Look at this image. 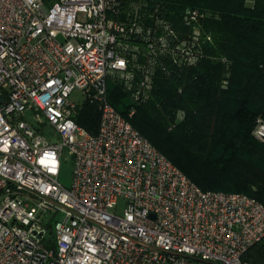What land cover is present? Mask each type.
<instances>
[{
  "label": "built area",
  "instance_id": "2783aa9c",
  "mask_svg": "<svg viewBox=\"0 0 264 264\" xmlns=\"http://www.w3.org/2000/svg\"><path fill=\"white\" fill-rule=\"evenodd\" d=\"M166 13L154 0H0V264H247L264 205L199 188L107 99L112 80L145 101L158 72L199 58L206 14L185 8L180 35ZM85 100L96 134L75 120ZM252 133L264 141V119Z\"/></svg>",
  "mask_w": 264,
  "mask_h": 264
},
{
  "label": "trees",
  "instance_id": "16d2710c",
  "mask_svg": "<svg viewBox=\"0 0 264 264\" xmlns=\"http://www.w3.org/2000/svg\"><path fill=\"white\" fill-rule=\"evenodd\" d=\"M154 1L180 35L191 31L185 8L209 11L196 22L209 39L192 65L158 72L147 100L135 104L121 84L108 82V101L125 116L135 108L130 124L202 190L242 192L264 205V141L252 133L264 119V0ZM75 120L96 134L97 104L83 101ZM240 261L264 264V237Z\"/></svg>",
  "mask_w": 264,
  "mask_h": 264
},
{
  "label": "rangeland",
  "instance_id": "374dc122",
  "mask_svg": "<svg viewBox=\"0 0 264 264\" xmlns=\"http://www.w3.org/2000/svg\"><path fill=\"white\" fill-rule=\"evenodd\" d=\"M245 2H246L247 5H252L253 4V0H245ZM202 12H204L205 14H209V11H207V10H205V11L203 10ZM198 50L200 51L201 49L199 48V46L195 45V53ZM110 82L111 83H116V81H112V80ZM151 95H152V91L150 92V96ZM71 98L74 99V100H76V101H78V102H81L82 101V96L80 95V93L78 91H73L71 93ZM127 98H128V100H130V101H132V102L135 103V101L133 100V98L129 94V92H127ZM134 113H135V108H134ZM133 114H132V116H133ZM181 116H182V112L181 111H178V113L176 114V119L179 120L181 118ZM44 132H45V135L49 136V138L55 139V136L52 134V131H51V129L48 126H46L44 128ZM71 172H72V160H71V157L70 156H67L66 155V157L61 160L60 172H59V179L65 185H69L70 184Z\"/></svg>",
  "mask_w": 264,
  "mask_h": 264
},
{
  "label": "water",
  "instance_id": "95a60500",
  "mask_svg": "<svg viewBox=\"0 0 264 264\" xmlns=\"http://www.w3.org/2000/svg\"><path fill=\"white\" fill-rule=\"evenodd\" d=\"M0 101H2V96L0 95Z\"/></svg>",
  "mask_w": 264,
  "mask_h": 264
}]
</instances>
